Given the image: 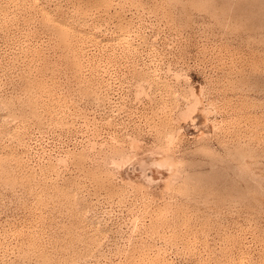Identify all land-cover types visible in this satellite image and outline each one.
<instances>
[{"label": "rangeland", "instance_id": "rangeland-1", "mask_svg": "<svg viewBox=\"0 0 264 264\" xmlns=\"http://www.w3.org/2000/svg\"><path fill=\"white\" fill-rule=\"evenodd\" d=\"M0 264H264V0H0Z\"/></svg>", "mask_w": 264, "mask_h": 264}]
</instances>
